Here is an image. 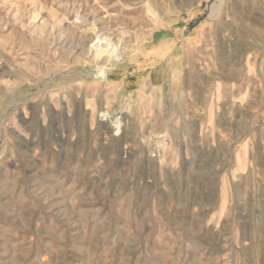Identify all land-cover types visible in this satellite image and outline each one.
<instances>
[{
	"label": "rangeland",
	"instance_id": "374dc122",
	"mask_svg": "<svg viewBox=\"0 0 264 264\" xmlns=\"http://www.w3.org/2000/svg\"><path fill=\"white\" fill-rule=\"evenodd\" d=\"M0 264H264V0H0Z\"/></svg>",
	"mask_w": 264,
	"mask_h": 264
},
{
	"label": "bare ground",
	"instance_id": "6f19581e",
	"mask_svg": "<svg viewBox=\"0 0 264 264\" xmlns=\"http://www.w3.org/2000/svg\"><path fill=\"white\" fill-rule=\"evenodd\" d=\"M102 49H105L103 51L108 55V59L109 60H117L118 59V47L113 45V44H111V42L108 41L106 38L97 41L96 47H95V56H96V58L101 55V53L103 52ZM113 126L115 128L114 130L115 131L117 130L116 132H118L119 126H120L119 119L115 120Z\"/></svg>",
	"mask_w": 264,
	"mask_h": 264
}]
</instances>
